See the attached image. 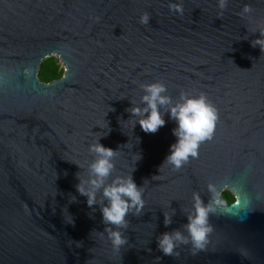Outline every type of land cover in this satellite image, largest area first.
Wrapping results in <instances>:
<instances>
[{
	"label": "water",
	"instance_id": "1",
	"mask_svg": "<svg viewBox=\"0 0 264 264\" xmlns=\"http://www.w3.org/2000/svg\"><path fill=\"white\" fill-rule=\"evenodd\" d=\"M261 29L264 0H228L222 13L218 0H0V264H264V52L251 43ZM47 58L65 66L51 83L39 77ZM155 82L174 103L204 93L218 110L213 138L179 170L164 163L177 142L170 114L150 134L127 111L146 106L141 85ZM101 135L118 150L108 183L144 186L119 251L100 234V195L93 210L76 189ZM209 183L236 201L210 216L205 250L164 256L157 237L188 235L193 194L207 203Z\"/></svg>",
	"mask_w": 264,
	"mask_h": 264
},
{
	"label": "clouds",
	"instance_id": "2",
	"mask_svg": "<svg viewBox=\"0 0 264 264\" xmlns=\"http://www.w3.org/2000/svg\"><path fill=\"white\" fill-rule=\"evenodd\" d=\"M227 6L228 0H218L221 13L226 10ZM169 9L183 16L182 3H172ZM252 11L250 5H245L241 16L250 14ZM149 21L148 13L140 17L141 24L147 25ZM256 32L260 33L261 38L253 40L252 47H259L264 52V29ZM141 88L145 92L141 104L146 106H134L127 109L133 117H139L138 120L133 121L134 128L139 123L145 133L155 134L166 125L165 114H170L171 119L177 124V127L173 129L177 142L171 145L170 155L166 157L164 163H169L179 170L189 162L190 157H198V150L203 142L213 138L219 120L218 110L204 93H201L199 97H190L187 92H181L179 101L174 103L172 97L166 94L168 89L164 83L144 84ZM161 108L166 110L165 113L161 112ZM106 136L101 135L95 143L90 145L89 152L94 154V159L89 165L90 179H81V175L77 173L76 178L80 183L77 184L76 189L81 196L87 198V205L93 210L98 205L97 196L100 195L99 206L103 217L102 222L106 225L100 234L107 233V238L111 241L114 250L119 251L129 243L128 238L121 231V229L128 228L129 221L126 217L129 214L139 217L145 208L144 186L139 187L132 175L116 176L111 183H108L115 172L114 159L118 155V150L105 147L99 142ZM86 184L90 187L86 188ZM207 187L211 194V199L207 203L199 193L193 194V210L187 216L188 223L184 226L188 235L185 236L180 230H174L157 237L158 249L164 256L178 257L179 252L176 249L182 244H191L196 250L193 255L206 249L209 237L214 231L210 216L214 215L218 208L226 206L220 198L221 193L218 186L209 183ZM164 217L166 227L173 223L172 216L165 213ZM113 226L116 230H113Z\"/></svg>",
	"mask_w": 264,
	"mask_h": 264
},
{
	"label": "trees",
	"instance_id": "3",
	"mask_svg": "<svg viewBox=\"0 0 264 264\" xmlns=\"http://www.w3.org/2000/svg\"><path fill=\"white\" fill-rule=\"evenodd\" d=\"M64 72V68L61 66V63L57 58H47L42 63L39 77L42 82L51 83L55 80L61 79ZM221 199L225 202V207L232 205L236 201L235 195L228 190L223 193Z\"/></svg>",
	"mask_w": 264,
	"mask_h": 264
},
{
	"label": "built area",
	"instance_id": "4",
	"mask_svg": "<svg viewBox=\"0 0 264 264\" xmlns=\"http://www.w3.org/2000/svg\"><path fill=\"white\" fill-rule=\"evenodd\" d=\"M61 63V66L64 68V70H65V66L62 64V62H60Z\"/></svg>",
	"mask_w": 264,
	"mask_h": 264
}]
</instances>
